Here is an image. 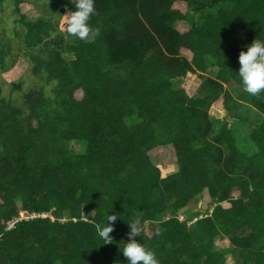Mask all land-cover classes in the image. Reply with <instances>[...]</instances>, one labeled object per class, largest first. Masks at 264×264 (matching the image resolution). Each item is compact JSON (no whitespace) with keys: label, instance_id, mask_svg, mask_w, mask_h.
Masks as SVG:
<instances>
[{"label":"trees","instance_id":"trees-1","mask_svg":"<svg viewBox=\"0 0 264 264\" xmlns=\"http://www.w3.org/2000/svg\"><path fill=\"white\" fill-rule=\"evenodd\" d=\"M27 1L0 0L13 15L0 73L20 56L31 78L0 93V264H126L133 219L159 264H264V91L236 73L239 51L264 40V0H94L92 43L65 40L68 0H34L32 19ZM163 146L176 161L165 176L148 155ZM20 210L38 215L6 228Z\"/></svg>","mask_w":264,"mask_h":264},{"label":"clouds","instance_id":"clouds-1","mask_svg":"<svg viewBox=\"0 0 264 264\" xmlns=\"http://www.w3.org/2000/svg\"><path fill=\"white\" fill-rule=\"evenodd\" d=\"M72 5L64 14V26L68 35L85 42L92 43L100 34L98 27L92 26L89 21L96 15L94 0H68ZM238 68L236 73L243 86V90L250 95H257L264 91V40L254 38L246 46V50L239 51ZM117 219V214L108 213L102 226L97 228V235L103 244L112 242V221ZM128 226L127 239L124 240L119 251L125 258L126 264H159L155 253L145 246L136 237H140L141 226L138 219L126 222ZM159 235L160 229H155Z\"/></svg>","mask_w":264,"mask_h":264},{"label":"rangeland","instance_id":"rangeland-1","mask_svg":"<svg viewBox=\"0 0 264 264\" xmlns=\"http://www.w3.org/2000/svg\"><path fill=\"white\" fill-rule=\"evenodd\" d=\"M6 6L8 5L6 4ZM6 6L4 7L2 11H0V17L3 18L2 24H0V28L5 29V31L8 33V28L12 25L13 15L10 13V7L9 6L6 7ZM19 8L25 13V15L28 18H31V19L38 16L41 11L39 4L35 3L34 0H28L27 2L22 3L19 6ZM176 27L179 30L184 29L181 26V24H176ZM64 36H65V40L69 42H73L77 39L76 37L68 35L65 30H64ZM68 56H71V55H68ZM16 58H17L16 61L9 69L0 73V93L3 95L7 94L8 89H9L7 85L3 84L4 82L7 83L11 81H16L20 77H24L25 79H27V82H30L31 80V78L27 76L28 62L23 60L20 56ZM190 76H191L190 78L188 76V78L186 77L183 80L182 86L186 88L191 94L195 92V89L199 85L200 80L196 77V75H190ZM202 90L203 88L199 89L196 94H200L199 92L200 91L202 92ZM15 94L19 95V93H15ZM76 94L79 95V93H76ZM210 113L213 115V118L215 119H218L220 116H222L223 109H222L221 99H218L213 102ZM238 130H243V129L239 127ZM71 147L74 150H79L81 149L82 146L81 145L78 146L77 144L74 145L71 143ZM148 155H149L150 163L158 168L161 176H165L168 173L175 171L176 161L173 156V151L169 146H163L161 148L152 149L148 152ZM208 204L209 203L207 199L201 200L197 204V207L195 208V210L197 209L200 212V215H204L205 213H207L206 206L208 207L210 206V204L209 205ZM186 212H189V210L186 209L184 211H179L178 217L181 220L184 219ZM189 222L188 224H190ZM214 241L216 242V245L218 247H224L227 245L225 236L217 237ZM227 260L230 261V259H227Z\"/></svg>","mask_w":264,"mask_h":264},{"label":"built area","instance_id":"built-area-1","mask_svg":"<svg viewBox=\"0 0 264 264\" xmlns=\"http://www.w3.org/2000/svg\"><path fill=\"white\" fill-rule=\"evenodd\" d=\"M36 215H38V214L28 213L26 210H20L19 214L16 217L7 221L6 228H11L13 226L14 222L17 220H20L22 218H28V217L32 218V217H35Z\"/></svg>","mask_w":264,"mask_h":264}]
</instances>
